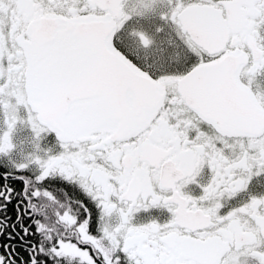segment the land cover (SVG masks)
<instances>
[{"label": "snow or ice", "instance_id": "snow-or-ice-1", "mask_svg": "<svg viewBox=\"0 0 264 264\" xmlns=\"http://www.w3.org/2000/svg\"><path fill=\"white\" fill-rule=\"evenodd\" d=\"M0 264H264V0H0Z\"/></svg>", "mask_w": 264, "mask_h": 264}]
</instances>
